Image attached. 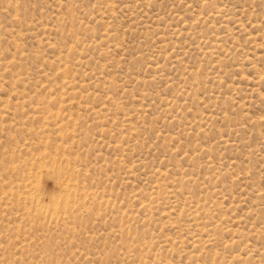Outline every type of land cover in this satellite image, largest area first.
Instances as JSON below:
<instances>
[{
  "label": "rangeland",
  "instance_id": "374dc122",
  "mask_svg": "<svg viewBox=\"0 0 264 264\" xmlns=\"http://www.w3.org/2000/svg\"><path fill=\"white\" fill-rule=\"evenodd\" d=\"M0 264H264V0H0Z\"/></svg>",
  "mask_w": 264,
  "mask_h": 264
},
{
  "label": "bare ground",
  "instance_id": "6f19581e",
  "mask_svg": "<svg viewBox=\"0 0 264 264\" xmlns=\"http://www.w3.org/2000/svg\"><path fill=\"white\" fill-rule=\"evenodd\" d=\"M140 2V1H139ZM50 117V116H49ZM42 167V166H41ZM44 167V166H43ZM14 170V169H13ZM28 170V169H27ZM66 186V185H65ZM30 188V187H29ZM69 188V187H68ZM211 243V242H210Z\"/></svg>",
  "mask_w": 264,
  "mask_h": 264
}]
</instances>
